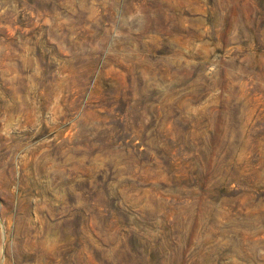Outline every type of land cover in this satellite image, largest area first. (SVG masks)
Instances as JSON below:
<instances>
[{
    "label": "rangeland",
    "instance_id": "374dc122",
    "mask_svg": "<svg viewBox=\"0 0 264 264\" xmlns=\"http://www.w3.org/2000/svg\"><path fill=\"white\" fill-rule=\"evenodd\" d=\"M0 264H264V0H0Z\"/></svg>",
    "mask_w": 264,
    "mask_h": 264
}]
</instances>
